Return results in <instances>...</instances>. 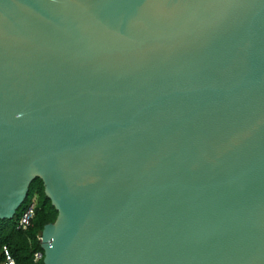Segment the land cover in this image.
Listing matches in <instances>:
<instances>
[{
    "label": "water",
    "instance_id": "1",
    "mask_svg": "<svg viewBox=\"0 0 264 264\" xmlns=\"http://www.w3.org/2000/svg\"><path fill=\"white\" fill-rule=\"evenodd\" d=\"M38 177L44 264H264V0H0V219Z\"/></svg>",
    "mask_w": 264,
    "mask_h": 264
},
{
    "label": "trees",
    "instance_id": "2",
    "mask_svg": "<svg viewBox=\"0 0 264 264\" xmlns=\"http://www.w3.org/2000/svg\"><path fill=\"white\" fill-rule=\"evenodd\" d=\"M33 201L37 203L33 225L27 230H20L17 228V222ZM58 214L59 211L45 192L44 181L40 177L36 178L32 181L28 196L15 217L0 219V249L7 244L16 258L17 264H35L34 254L43 250L38 235L43 231L45 225L56 221ZM2 261L3 256L0 254V264ZM39 264H44V262L41 261Z\"/></svg>",
    "mask_w": 264,
    "mask_h": 264
},
{
    "label": "built area",
    "instance_id": "3",
    "mask_svg": "<svg viewBox=\"0 0 264 264\" xmlns=\"http://www.w3.org/2000/svg\"><path fill=\"white\" fill-rule=\"evenodd\" d=\"M36 201L31 202L28 207L24 210L17 222V228L20 230H27L33 225V220L36 216ZM40 243H42V232L38 235ZM0 254L3 256L2 264H17L16 258L14 257L10 247L5 244L0 249ZM44 260V251H37L34 254L35 264H39Z\"/></svg>",
    "mask_w": 264,
    "mask_h": 264
}]
</instances>
